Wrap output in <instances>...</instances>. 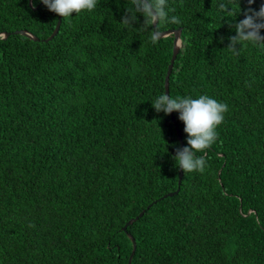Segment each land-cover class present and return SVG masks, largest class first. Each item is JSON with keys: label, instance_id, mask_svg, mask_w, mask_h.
Returning a JSON list of instances; mask_svg holds the SVG:
<instances>
[{"label": "trees", "instance_id": "trees-1", "mask_svg": "<svg viewBox=\"0 0 264 264\" xmlns=\"http://www.w3.org/2000/svg\"><path fill=\"white\" fill-rule=\"evenodd\" d=\"M217 2L169 0L182 24L158 26L180 29L168 94L229 106L177 186L184 124L151 105L173 34L153 44L139 14L122 28L130 0H98L44 41L58 15L0 0V264H127L129 236V264H264V49L230 53L247 0Z\"/></svg>", "mask_w": 264, "mask_h": 264}, {"label": "clouds", "instance_id": "clouds-1", "mask_svg": "<svg viewBox=\"0 0 264 264\" xmlns=\"http://www.w3.org/2000/svg\"><path fill=\"white\" fill-rule=\"evenodd\" d=\"M50 12L62 18H68L82 11L95 10L98 0H39ZM255 0H247L248 7L243 10V19L234 25L235 34L228 38L226 49L233 55H239L240 48L252 44L264 49V3L258 10L251 7ZM219 13L232 14V9L227 0H218ZM240 9V8H239ZM174 8L169 6V0H130V7L125 9L119 21L123 29H135L138 14L143 17L140 28L150 31V40L153 44L158 42L161 25H180V18L172 13ZM241 10L239 11L240 14ZM239 45V47H237ZM153 109L159 113L169 115L173 112L179 114L178 119L183 122L184 133L187 134L185 147H176L173 160L183 173H203L208 167L207 150L214 145L218 138V126L224 122L229 106L207 94L196 98L192 96H172L161 92L151 102ZM197 153H202L197 155Z\"/></svg>", "mask_w": 264, "mask_h": 264}, {"label": "water", "instance_id": "water-1", "mask_svg": "<svg viewBox=\"0 0 264 264\" xmlns=\"http://www.w3.org/2000/svg\"><path fill=\"white\" fill-rule=\"evenodd\" d=\"M59 23H60V17L58 16L52 32L48 35V37H46L45 39H43L44 41L51 39L56 34V32L58 30ZM179 30H180L179 28L178 29H175V30H166V31L160 32L161 34L158 35V38H159V37L166 36V35H168L170 33L173 34L172 53H171V56H170V59H169V63H168L167 68H166L164 80H163L164 81L163 82V87H164V92L165 93H168V76H169V73H170V69H171L173 60H174L175 55L177 53V49H178V47L180 45ZM13 33H19L21 35H25L27 37H30V38L36 40V38L34 36H32L30 33L25 32L24 30H15V31H13ZM0 35H1L2 38H4V37H6L8 35V33L7 32H4V33H1ZM171 121H172L173 124L175 123L172 116H171ZM175 131H176L177 139L179 141V146L180 147H183V143L181 141V136H180L179 130L177 129L176 126H175ZM180 177H181V170L179 168V170H178L177 186H178V184L180 182ZM177 189H178V187L173 192H169L167 194H164L162 197L172 195L174 192L177 191ZM142 213H143V210H141L134 218L129 219L128 221H126L125 224L122 226V229L124 230L126 225H128L132 221L136 220V218L139 217V216H141ZM129 238L132 241V250H131V252H130V254L128 256L127 264H129V262H130V259H131L132 253H133V248H134L133 239H132L131 236H129Z\"/></svg>", "mask_w": 264, "mask_h": 264}]
</instances>
